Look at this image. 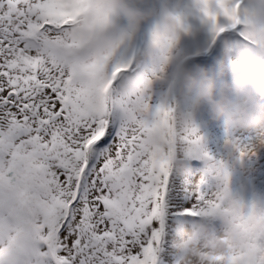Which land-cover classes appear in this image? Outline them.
<instances>
[{"label": "snow or ice", "instance_id": "6c2138e0", "mask_svg": "<svg viewBox=\"0 0 264 264\" xmlns=\"http://www.w3.org/2000/svg\"><path fill=\"white\" fill-rule=\"evenodd\" d=\"M123 5L0 0V264H180L171 239L194 218L239 233L227 264H264V198L234 195L193 114L153 87L190 15L237 71L264 45V0H161L146 39ZM225 144L249 158L264 136Z\"/></svg>", "mask_w": 264, "mask_h": 264}, {"label": "clouds", "instance_id": "9594fccd", "mask_svg": "<svg viewBox=\"0 0 264 264\" xmlns=\"http://www.w3.org/2000/svg\"><path fill=\"white\" fill-rule=\"evenodd\" d=\"M135 3V12L128 5L123 7L127 10L126 18L139 31L152 19L153 12L148 6L141 7L138 0ZM237 72L236 87L226 81L218 83L207 69L190 66L184 58L175 55L164 75L168 88L159 94V101L165 106L178 105L192 114L203 106L214 120L264 136V103H261L264 100V45L246 51ZM171 247L180 257V264H220L218 257H224L227 264V258L239 247V233L230 226L225 235L205 220L194 218L176 227Z\"/></svg>", "mask_w": 264, "mask_h": 264}, {"label": "rangeland", "instance_id": "374dc122", "mask_svg": "<svg viewBox=\"0 0 264 264\" xmlns=\"http://www.w3.org/2000/svg\"><path fill=\"white\" fill-rule=\"evenodd\" d=\"M140 2V0H138ZM175 2V0H173ZM181 8L189 6L191 0H180ZM141 7H153L157 13L161 9V0H144ZM190 31L179 34L174 55L184 58L188 65L199 66L208 70L218 83L226 81L236 87L239 81V73L233 71L232 59L235 53L226 51L225 42H213L208 26L201 22L197 15L187 18ZM151 21L144 23L139 35L147 38V32ZM154 90L159 99V94L168 88L166 81H158L154 84ZM264 103V100H261ZM199 133L203 138L205 149L218 159L226 163L229 185L234 195L243 199L246 203L254 197L264 198V147L257 150L253 157L241 159L234 150L226 147V135H232L242 139L252 136V133L231 128L225 121L214 120L206 107L193 114ZM202 172L208 171V162L198 161Z\"/></svg>", "mask_w": 264, "mask_h": 264}]
</instances>
